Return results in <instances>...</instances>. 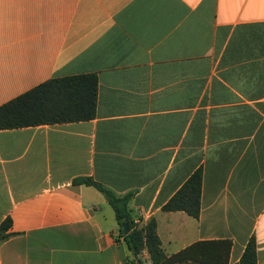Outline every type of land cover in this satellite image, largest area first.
Returning a JSON list of instances; mask_svg holds the SVG:
<instances>
[{
    "label": "crops",
    "instance_id": "obj_1",
    "mask_svg": "<svg viewBox=\"0 0 264 264\" xmlns=\"http://www.w3.org/2000/svg\"><path fill=\"white\" fill-rule=\"evenodd\" d=\"M81 75L92 120L0 130V264L135 261L77 178L132 193L167 257L228 240L236 264L253 238L264 264V0H0V106ZM197 169L198 218L163 212Z\"/></svg>",
    "mask_w": 264,
    "mask_h": 264
},
{
    "label": "trees",
    "instance_id": "obj_2",
    "mask_svg": "<svg viewBox=\"0 0 264 264\" xmlns=\"http://www.w3.org/2000/svg\"><path fill=\"white\" fill-rule=\"evenodd\" d=\"M97 79L94 75H81L51 79L0 106V130L37 127L92 120L95 116ZM73 185H85L97 190L114 212L121 235L135 261L146 252L151 264H228L231 242L205 241L195 243L179 253L167 257L161 250L154 218L140 223L131 216L129 203L132 193L117 195L109 188L90 178H77ZM202 170L197 169L162 207L163 212H184L197 219L200 210ZM127 233L123 232V225ZM11 227L10 219L0 226V241ZM236 264H257L255 241L251 238Z\"/></svg>",
    "mask_w": 264,
    "mask_h": 264
},
{
    "label": "water",
    "instance_id": "obj_3",
    "mask_svg": "<svg viewBox=\"0 0 264 264\" xmlns=\"http://www.w3.org/2000/svg\"><path fill=\"white\" fill-rule=\"evenodd\" d=\"M123 232H124V234L127 233V226H126V224L123 225Z\"/></svg>",
    "mask_w": 264,
    "mask_h": 264
}]
</instances>
